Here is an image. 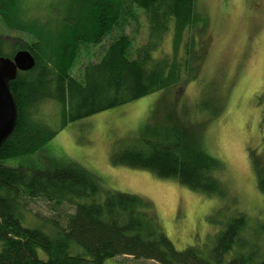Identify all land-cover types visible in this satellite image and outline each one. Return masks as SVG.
Instances as JSON below:
<instances>
[{"label": "trees", "instance_id": "16d2710c", "mask_svg": "<svg viewBox=\"0 0 264 264\" xmlns=\"http://www.w3.org/2000/svg\"><path fill=\"white\" fill-rule=\"evenodd\" d=\"M136 9L146 29L141 44L125 33L130 18L138 23ZM201 12L196 0H0V56L25 49L35 59L9 83L17 117L0 144V264H103L116 256L156 264H264V246L243 237L249 228L243 213L228 218L207 245L178 250L141 195L104 189L100 177L73 162L46 171L3 163L38 152L69 122L159 90L182 92L203 66ZM104 39L101 55L74 69L80 46ZM45 104L57 109L59 123L41 111ZM168 111L161 123L148 122L119 143L112 163L224 195L222 162L209 154L200 128L173 107ZM252 163L264 193V163ZM37 200L50 214L36 215L41 223L28 226L29 205ZM257 226L264 234V223Z\"/></svg>", "mask_w": 264, "mask_h": 264}, {"label": "rangeland", "instance_id": "374dc122", "mask_svg": "<svg viewBox=\"0 0 264 264\" xmlns=\"http://www.w3.org/2000/svg\"><path fill=\"white\" fill-rule=\"evenodd\" d=\"M196 3L205 27L199 35L204 61L199 76L189 81L182 92L178 88L159 90L69 122L38 152L3 163L46 171L73 162L100 177L104 189L141 195L151 201L163 232L178 250L194 244L207 245L228 218L239 213L249 221L243 237L264 246V234L257 233V225L264 223V193L257 188L252 163L254 158L264 163V0ZM136 12L138 23L130 18L125 33L141 44L146 40V29L143 15L140 10ZM1 30L7 32L5 27ZM106 44L104 39L100 44L81 45L74 69L99 57ZM170 48L171 44L166 43L163 52L169 53ZM170 107L181 117L192 119L190 123L200 128L209 154L222 162L224 195H208L173 179L159 178L149 170L112 163V153L119 143L137 135L148 122L161 123ZM153 109L157 113L151 120ZM41 111L59 123L56 108L45 104ZM29 208L33 215L28 218V226L39 225V218L50 214L42 200L31 203ZM64 209L68 210L66 206ZM103 264L156 262L116 256Z\"/></svg>", "mask_w": 264, "mask_h": 264}, {"label": "water", "instance_id": "95a60500", "mask_svg": "<svg viewBox=\"0 0 264 264\" xmlns=\"http://www.w3.org/2000/svg\"><path fill=\"white\" fill-rule=\"evenodd\" d=\"M34 64V56L25 49L17 50L12 57L0 56V144L12 132L17 117L9 83L18 71L29 70Z\"/></svg>", "mask_w": 264, "mask_h": 264}]
</instances>
